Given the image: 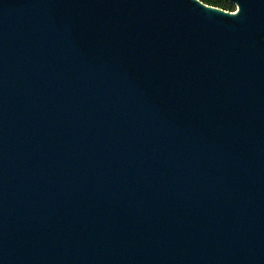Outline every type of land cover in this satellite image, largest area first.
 <instances>
[{
  "label": "water",
  "instance_id": "obj_1",
  "mask_svg": "<svg viewBox=\"0 0 264 264\" xmlns=\"http://www.w3.org/2000/svg\"><path fill=\"white\" fill-rule=\"evenodd\" d=\"M0 0V264H264V0Z\"/></svg>",
  "mask_w": 264,
  "mask_h": 264
},
{
  "label": "trees",
  "instance_id": "obj_2",
  "mask_svg": "<svg viewBox=\"0 0 264 264\" xmlns=\"http://www.w3.org/2000/svg\"><path fill=\"white\" fill-rule=\"evenodd\" d=\"M200 1H202L207 5L221 8L226 11L236 12L235 6L229 0H200Z\"/></svg>",
  "mask_w": 264,
  "mask_h": 264
},
{
  "label": "rangeland",
  "instance_id": "obj_3",
  "mask_svg": "<svg viewBox=\"0 0 264 264\" xmlns=\"http://www.w3.org/2000/svg\"><path fill=\"white\" fill-rule=\"evenodd\" d=\"M233 4V3H232ZM234 5V4H233ZM235 6V8H236V11H237V7H236V5H234Z\"/></svg>",
  "mask_w": 264,
  "mask_h": 264
}]
</instances>
